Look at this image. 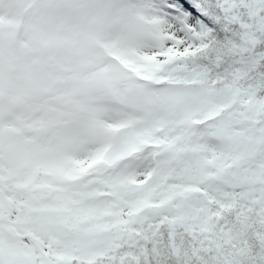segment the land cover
Returning <instances> with one entry per match:
<instances>
[{"label": "snow or ice", "instance_id": "snow-or-ice-1", "mask_svg": "<svg viewBox=\"0 0 264 264\" xmlns=\"http://www.w3.org/2000/svg\"><path fill=\"white\" fill-rule=\"evenodd\" d=\"M0 264H264V0H0Z\"/></svg>", "mask_w": 264, "mask_h": 264}]
</instances>
